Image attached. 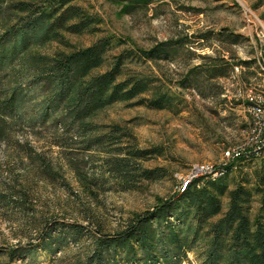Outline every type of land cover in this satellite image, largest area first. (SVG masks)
<instances>
[{
    "label": "rangeland",
    "instance_id": "374dc122",
    "mask_svg": "<svg viewBox=\"0 0 264 264\" xmlns=\"http://www.w3.org/2000/svg\"><path fill=\"white\" fill-rule=\"evenodd\" d=\"M1 2L7 12L0 16L3 39L6 30L17 24L14 16H22L12 13V4L42 1ZM74 4L90 20L87 30H60L58 39L32 46L7 72L4 83L11 87L37 79L39 73L30 62L34 56L71 53L101 38H114L105 64L93 74L109 70L118 56L130 50L133 55L125 61L121 80L147 79L150 88L134 100L98 111L90 122L100 126L98 134L116 128L122 130L120 135L130 134L122 135L123 146H111L110 150H152L137 162L141 169L153 170L159 177L139 179L132 189L122 191L103 164L113 153L98 148L85 151L79 144L57 146L54 126L37 121L38 105L27 103L18 113L20 117L9 121L7 140L0 142V193L6 197L0 205L2 262L12 250H16L13 264H78L86 260L99 238H114L136 216L178 199L179 176L191 165L221 164L224 152L247 135L248 113L240 91L244 96L250 89H264V0H77ZM204 35L207 38L200 40ZM227 35L237 36L238 43L224 37ZM168 42H172L171 59L142 57V51ZM216 67L229 71L204 86ZM186 79L192 85L184 86ZM210 85L217 96L209 92ZM164 93L173 98L170 107L148 105ZM33 94L37 101L44 98L38 91ZM38 154L46 156L51 175L37 160ZM226 182L228 192L239 184L255 191L264 185V160L231 168ZM16 190L26 194L18 202L10 199ZM228 206L227 194L222 197V213L204 225L200 247L188 251L183 264H203L202 247L208 240L204 234ZM250 207L254 218L260 194L254 195ZM76 227L82 229V235L75 241L72 232ZM49 234L64 240L62 247L51 253L43 247ZM115 256L117 264H140V255L137 262H130L132 255L124 252Z\"/></svg>",
    "mask_w": 264,
    "mask_h": 264
},
{
    "label": "trees",
    "instance_id": "16d2710c",
    "mask_svg": "<svg viewBox=\"0 0 264 264\" xmlns=\"http://www.w3.org/2000/svg\"><path fill=\"white\" fill-rule=\"evenodd\" d=\"M41 1L40 4H12V13L22 16L15 15L17 24L9 27L5 37L0 38V142L7 140L9 121L16 120L27 103L34 102L39 107L37 121L45 125L51 123L56 129L54 143L57 146L79 144L85 146V151L98 148L102 153L114 154L105 157L103 164L108 173L117 179L122 191L132 189L139 179H157L159 175L156 172L141 169L137 162L146 159L153 153L152 150L126 151L122 147L110 150L111 146H123L121 139L131 137L130 134L124 133L122 137L120 128L98 134L100 126L90 122L98 111L117 102L134 100L150 88L147 79L121 80L125 61L133 55L130 50L118 56L109 70L93 74L105 64L108 53L114 48V38H101L92 46L71 53H59L53 57L34 56L30 62L39 73L37 79L27 85L17 83L11 87L4 83L7 72L32 46L58 39L60 30L82 33L91 24L81 8L74 4L77 0ZM5 13L1 2L0 16ZM224 37L232 43L239 41L237 36ZM206 38V35L199 37L200 40ZM171 44L161 43L150 51H142L141 55L148 60L171 59ZM228 71V68H214L203 85L209 84L211 78L226 76ZM189 81L186 79L182 83L184 86L192 85ZM209 87L212 96H217L214 86ZM33 91L43 94L44 98L37 101ZM172 99L164 93L147 103L152 108L165 109L171 106ZM37 160L51 175L46 156L38 154ZM141 170L140 174H135ZM226 179L227 175L207 181L200 187L195 183L179 193L178 199L162 202L154 211L136 216L127 229L114 238H99L88 258L78 264H117V252L132 255L133 259L127 258L130 262H137L140 255V264H183L188 251L200 247L204 225L222 213V197L227 194V211L204 234L208 240L204 247L201 246L204 248L201 253L203 264H264V185L253 191L239 184L228 192ZM255 194H260V208L252 218L250 203ZM22 195L26 194L16 190L10 199L18 202ZM4 199L6 197L0 193V205ZM81 235V228L73 229L72 238L75 241ZM62 238L49 234L44 239V250L55 252V247H62ZM2 257L0 254V264H13L16 250L9 252L6 262H2Z\"/></svg>",
    "mask_w": 264,
    "mask_h": 264
},
{
    "label": "built area",
    "instance_id": "2783aa9c",
    "mask_svg": "<svg viewBox=\"0 0 264 264\" xmlns=\"http://www.w3.org/2000/svg\"><path fill=\"white\" fill-rule=\"evenodd\" d=\"M242 93L240 91L248 113L247 135L224 152L221 164L191 165L185 175L179 176L180 193L195 183L200 187L207 181L218 180L227 175L229 168L239 164L264 160V89H250L244 96Z\"/></svg>",
    "mask_w": 264,
    "mask_h": 264
}]
</instances>
